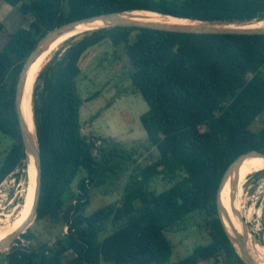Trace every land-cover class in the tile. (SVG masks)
Returning a JSON list of instances; mask_svg holds the SVG:
<instances>
[{
	"label": "trees",
	"instance_id": "1",
	"mask_svg": "<svg viewBox=\"0 0 264 264\" xmlns=\"http://www.w3.org/2000/svg\"><path fill=\"white\" fill-rule=\"evenodd\" d=\"M4 1L26 22L8 33L0 51V133L12 141L0 154V186L27 169L17 84L28 58L50 32L95 15L139 10L209 22L264 20V0ZM105 42L114 53L123 51L130 91L149 106L141 121L158 156L144 166L137 164L136 150L113 138L83 134L81 108L98 93L81 96V63ZM33 110L42 154V191L33 223L49 219L67 232L54 242H38L30 227L0 264H166L173 253L166 232L180 231L189 218L200 220L209 242L175 264H246L222 225L217 195L237 158L253 150L264 153V124H258L264 119V35L127 26L90 31L69 40L43 67ZM130 168L134 182L121 199L89 212L93 190ZM254 173L264 174V165L245 168L232 181L231 204ZM158 179L171 186L158 193L151 189Z\"/></svg>",
	"mask_w": 264,
	"mask_h": 264
},
{
	"label": "rangeland",
	"instance_id": "2",
	"mask_svg": "<svg viewBox=\"0 0 264 264\" xmlns=\"http://www.w3.org/2000/svg\"><path fill=\"white\" fill-rule=\"evenodd\" d=\"M24 1L31 2L33 0ZM25 22L26 18L19 13L17 8H13L4 0H0V25L4 26V29L0 30V51H2L8 33H13ZM122 52L114 53V49L105 42L100 47L92 49L83 58L81 63L83 74L79 77L80 94L85 99L94 97L96 93L98 96L83 104L81 125L83 134L86 136L113 138L125 148L136 150L137 164L144 166L155 160L158 152L148 143V135L141 121L142 115L149 110L148 103L140 93L130 91L128 60L126 56L120 60ZM55 53L50 56V59ZM126 113L131 116L129 121L126 119ZM258 124L263 125L264 119L260 120ZM11 144L12 141L0 133V154L4 155ZM132 170L133 168H130L120 179L111 181L109 185L93 190L92 203L88 211L94 212L102 207L117 203L133 185ZM17 173H20V177L11 175L0 186V230L9 227L12 218L19 215L29 192V167L27 166V169L22 170V172L18 170ZM83 174L84 172L81 171L77 175L73 183L74 189H76ZM170 186V184L158 179L151 186V189L160 193ZM240 205V214L242 219L244 218L243 221L248 230L264 247V174L257 176V173H254L248 177ZM200 223L197 218H189L183 222L180 231L166 232V236L173 246V253L166 264L177 263L190 255L197 245L209 242L207 233L204 229L202 230ZM30 227L38 242H54L65 236L67 232L65 226L55 224L49 219L32 223ZM18 239L21 237L17 238L14 244L17 243ZM14 244L0 251L1 260L5 257L3 254H6ZM103 264L111 263L103 262ZM205 264L220 263L208 262Z\"/></svg>",
	"mask_w": 264,
	"mask_h": 264
},
{
	"label": "water",
	"instance_id": "3",
	"mask_svg": "<svg viewBox=\"0 0 264 264\" xmlns=\"http://www.w3.org/2000/svg\"><path fill=\"white\" fill-rule=\"evenodd\" d=\"M132 12V11H131ZM126 13H107L95 15L87 18H83L80 20H75L72 22H68L63 26L55 29L50 32L47 36H45L37 45L31 56L28 58L23 70L19 76L17 91H16V108L18 112L22 138L25 146V152L27 156V166L30 167L31 158L34 160V166L36 169V187H35V196L32 209L27 220L22 224L20 228H18L15 232L9 235L4 240L0 241V251L8 248L17 238H20L23 233H25L31 226V224L36 220L38 215V208L40 202V195L42 191V154L39 148V144L35 145L30 137L27 122L25 120L22 104L25 86L29 77V73L31 68L37 61L40 52L43 48L54 38L59 36L60 34L75 29L79 26L85 25H93L96 23H100L96 29L105 28V27H116V26H127V27H138V28H146V29H154L175 33H185V34H238V35H264V29H243V28H231V25H244L252 22H261V21H252V22H209V21H200V20H192V19H184L190 20L193 22L192 24H179V23H171V22H157V21H146L144 19H139L133 16H127ZM178 18V17H176ZM95 29V30H96ZM36 128V126H35ZM260 155L264 157V153L258 150L250 151L243 156L237 158L226 170L224 177L222 179L218 195H217V210L222 222V225L230 238L236 252L240 256V258L246 264H259L256 259L251 254L245 240L242 236L237 233L234 228L229 216L227 214V210L222 202V192L231 177L232 173L248 158ZM224 217H227L229 224L231 225V232L228 226L225 223Z\"/></svg>",
	"mask_w": 264,
	"mask_h": 264
},
{
	"label": "bare ground",
	"instance_id": "4",
	"mask_svg": "<svg viewBox=\"0 0 264 264\" xmlns=\"http://www.w3.org/2000/svg\"><path fill=\"white\" fill-rule=\"evenodd\" d=\"M127 16H133L139 19H144L146 21H157V22H171V23H179V24H192L190 20H184L180 18H176L169 15H164L152 11H133L126 13ZM98 26H100V23H96L93 25H85V26H79L75 29L66 31L53 40H51L40 52L39 57L33 67L31 68V71L29 73V77L25 86L24 91V97H23V104H22V110L25 117V120L27 122L28 130L30 137L35 145H38V137L36 133L35 128V120H34V110H33V93L35 84L38 78L39 73L43 69V67L50 61V56L55 53L56 51L60 50L61 47H63L69 40L80 36L82 34H85L87 32L95 30ZM231 28H243V29H264V20L261 22H252L244 25H231L229 26ZM32 91V93H31ZM31 94V96H30ZM28 105H29V112H28ZM255 157H258L256 159H253ZM253 159V160H251ZM251 160V161H249ZM249 161V162H248ZM247 162V163H246ZM256 165H264V157L260 155L252 156L248 159H246L231 175L229 178L223 192L221 195L222 202L224 207L227 210V214L229 216V219L231 220V223L233 224L234 230L239 233L240 236H242L245 240V243L247 244L251 254L256 259V261L259 264H264V247L261 246L257 240L252 236L250 231L248 230V227L246 223L243 221L241 214H240V200L243 195L244 187L240 191V193L236 196L233 203L231 204L230 201V188L231 183L235 179V177L245 168L256 166ZM29 173L30 175V188L29 192L26 197V201L24 206L22 207V210L20 211L19 215L16 218H12L11 224L9 227L4 228L0 230V241L7 238L9 235H11L13 232H15L18 228L24 224V222L27 220L30 211L33 206L34 202V196H35V187H36V169L34 166V160L31 158L30 161V167H29ZM20 183V182H19ZM29 184V183H28ZM22 185V184H21ZM24 191V190H23ZM240 199V200H239ZM243 202V201H242ZM239 206V207H238ZM244 207V206H243ZM15 210V209H14ZM259 217V216H258ZM225 223L230 229L231 232V225L228 222L227 217H224ZM248 219V218H247ZM232 233V232H231ZM233 235V233H232Z\"/></svg>",
	"mask_w": 264,
	"mask_h": 264
},
{
	"label": "built area",
	"instance_id": "5",
	"mask_svg": "<svg viewBox=\"0 0 264 264\" xmlns=\"http://www.w3.org/2000/svg\"><path fill=\"white\" fill-rule=\"evenodd\" d=\"M18 171V170H17Z\"/></svg>",
	"mask_w": 264,
	"mask_h": 264
}]
</instances>
